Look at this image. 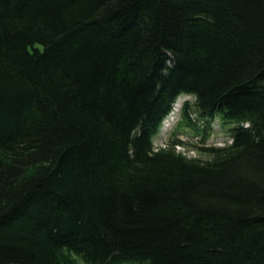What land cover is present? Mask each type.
Wrapping results in <instances>:
<instances>
[{"label": "trees", "instance_id": "1", "mask_svg": "<svg viewBox=\"0 0 264 264\" xmlns=\"http://www.w3.org/2000/svg\"><path fill=\"white\" fill-rule=\"evenodd\" d=\"M77 261L264 264V0H0V264Z\"/></svg>", "mask_w": 264, "mask_h": 264}, {"label": "rangeland", "instance_id": "2", "mask_svg": "<svg viewBox=\"0 0 264 264\" xmlns=\"http://www.w3.org/2000/svg\"><path fill=\"white\" fill-rule=\"evenodd\" d=\"M185 100L184 96H181L175 106L171 119H167L166 124L152 139V145L154 147H173L176 153H179L187 158H198L200 160L209 159L207 155L199 151V147H223L224 143H228V138L224 133L214 132L203 144L196 133L189 128L181 124L180 120L175 116L181 103ZM189 102H193V99H188ZM175 117V118H174ZM215 128L218 126L214 124ZM77 264H84L81 261H77Z\"/></svg>", "mask_w": 264, "mask_h": 264}]
</instances>
